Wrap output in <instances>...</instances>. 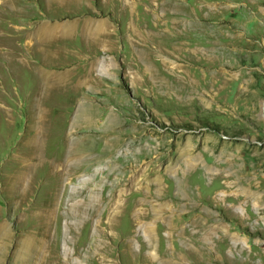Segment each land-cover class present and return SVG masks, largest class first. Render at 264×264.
Returning <instances> with one entry per match:
<instances>
[{
    "label": "rangeland",
    "instance_id": "obj_1",
    "mask_svg": "<svg viewBox=\"0 0 264 264\" xmlns=\"http://www.w3.org/2000/svg\"><path fill=\"white\" fill-rule=\"evenodd\" d=\"M179 2L0 0V264H171L187 245L205 256L184 230L203 213L242 245L219 244L218 259L264 264V0ZM37 10L115 23L117 81L83 90L113 111L23 110L15 38ZM32 230L43 248L27 258Z\"/></svg>",
    "mask_w": 264,
    "mask_h": 264
},
{
    "label": "crops",
    "instance_id": "obj_2",
    "mask_svg": "<svg viewBox=\"0 0 264 264\" xmlns=\"http://www.w3.org/2000/svg\"><path fill=\"white\" fill-rule=\"evenodd\" d=\"M46 2L50 5L60 0ZM78 13L61 17L63 13L44 14L37 10L19 27L15 38L21 58L17 99L23 110L79 112L92 110L94 105L98 106L96 110H114L112 104L87 98L83 90L105 96L101 90L117 81L118 56L123 53L118 28L107 16ZM9 37L5 40L10 41ZM9 45L6 47L12 49ZM1 222L5 221L0 220L3 229Z\"/></svg>",
    "mask_w": 264,
    "mask_h": 264
},
{
    "label": "bare ground",
    "instance_id": "obj_3",
    "mask_svg": "<svg viewBox=\"0 0 264 264\" xmlns=\"http://www.w3.org/2000/svg\"><path fill=\"white\" fill-rule=\"evenodd\" d=\"M170 4H171L170 7H172V9H174V10H178L180 8L179 0H170ZM173 23H174L173 26L169 30V32L171 34L170 38H175V40L178 43V46L182 47L186 44V42L183 41L184 39L182 38L183 35L181 32V29H182V27H184V24H185V18L183 16H178V17L176 16L174 18ZM194 48H192V49H194ZM197 48H198V46H197ZM198 50H199V48H198ZM189 51H191V50H189ZM191 52L193 55H196L198 53L196 49H194ZM23 166H24L23 168L26 167V170H27L28 163H27V165L24 164ZM183 173H184V171L181 167L176 168L173 172L178 187H186L185 184H183L181 181V175ZM188 199L189 198H186V201ZM194 207H195L194 205L191 206V208H194ZM197 213H198V211H197ZM37 214H39V213H37ZM198 215H194V217H192L191 220H189V223L187 226H185L184 230L188 234L190 240L192 242H194V244L199 245V247H198L199 250L202 253H204L205 256L202 255L201 257H197L195 255V253H196L195 247L187 245L185 248V252L188 255L187 258L186 257L182 258L181 256H178V259H173L171 264H227L225 260L218 259V257H217V251H218L217 246L219 244H225L226 247H228V248H231V249L236 248V249L241 250L242 245L233 241V240H230L227 237V235L223 232H221L220 234H216L218 232L216 227L213 226V224H209V221L212 220L211 217L213 215L209 218H208V216L211 215L210 213H207V214L203 213L202 216H200V215L198 216ZM203 216H205V217H203ZM187 227H189V228H187ZM33 230L30 231V234H28L24 238H22L20 243H19L20 251H25V250L29 251L30 250V252L27 254V258L33 257V254H31V253H35V252H37L43 248V246H42L43 242H40V239H42V238H39V236ZM4 236H6V233L0 227V241L2 240V238H4ZM198 241H200V242H198ZM221 252L226 254L224 251H221Z\"/></svg>",
    "mask_w": 264,
    "mask_h": 264
}]
</instances>
